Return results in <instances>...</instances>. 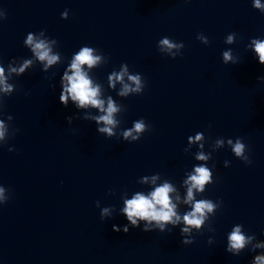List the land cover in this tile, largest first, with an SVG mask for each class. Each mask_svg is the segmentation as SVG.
<instances>
[{
    "label": "water",
    "instance_id": "obj_1",
    "mask_svg": "<svg viewBox=\"0 0 264 264\" xmlns=\"http://www.w3.org/2000/svg\"><path fill=\"white\" fill-rule=\"evenodd\" d=\"M253 5L0 0V67L13 85L10 93L0 90V187L7 201H0V264H256L264 256L257 247L264 244V65L252 44L264 40V13ZM29 33L57 41L50 47L59 60L47 70L26 44ZM165 37L184 48H162ZM84 46L102 59L82 70L99 85L105 109L109 98L119 109L111 137L98 131L105 126L94 119L105 114L98 108L59 100L64 74H72V57ZM227 51L233 59L225 63ZM25 60L31 64L23 72H9V65L19 68ZM125 66L127 75L112 87L109 77ZM129 75H139L144 88L121 96L124 84L136 87ZM140 119L150 130L133 133L139 140L125 139L124 131ZM197 133L201 141L190 143ZM238 138L251 164L232 151L228 141ZM201 152L209 158L197 160ZM201 164L212 171L213 183L194 190L193 203L210 199L216 207L182 234V217L192 210L184 203L185 181ZM164 182L175 189L170 199L180 223L163 233L154 224L143 232L146 221L131 228L124 201ZM237 226L251 238L238 255L227 250Z\"/></svg>",
    "mask_w": 264,
    "mask_h": 264
},
{
    "label": "clouds",
    "instance_id": "obj_2",
    "mask_svg": "<svg viewBox=\"0 0 264 264\" xmlns=\"http://www.w3.org/2000/svg\"><path fill=\"white\" fill-rule=\"evenodd\" d=\"M254 8L260 9L262 13H264V5H261L260 0H254ZM62 13L63 15H66ZM33 33H29L27 36L26 44L31 46L33 53L35 56L42 62L46 61L45 70H47L48 66L55 64L59 60V54L53 53L51 44H55L56 40H51L49 43L44 39H34ZM235 37V34H230L228 36L227 42L231 43ZM198 39H202L205 43H207V38L203 35H199ZM252 44L255 47V51L259 56V62L264 65V40L262 39H253ZM160 45L162 48H166L169 51L172 49H181L184 48L183 43L177 44L176 42L171 41L169 38L165 37L160 41ZM96 49L84 46L75 53L71 60V66L69 71H71V75H68L67 72L64 74L63 80L65 81L63 86V91L60 94L59 100L60 103L64 106H67L69 97L71 98L73 103H76L79 108H84L86 106H91L93 108H98L100 112L105 113L104 115L96 116L94 119L97 124L103 123L105 126L98 128V131L101 133H106L108 136H113V128L116 125V121L113 119V114L116 113L119 109L114 104L111 98L108 99L107 108L104 107V101L99 99L100 88L99 85L93 86L92 80L88 77L87 73L82 70L84 65H87L88 68L97 65L101 59V55H94L93 53ZM176 53H173V58L175 59ZM224 62L227 63L232 61L233 57L230 51L223 53ZM31 64L30 60H25L19 68L12 67L9 65L10 73H21L24 71L26 67ZM127 75L126 66L119 73H113L109 77V83L112 87H115V82H122L123 77ZM264 79V77H261ZM128 80L134 84L135 88H130L129 84L123 85V91L120 92L121 96L127 95L129 92H141L144 88V85L141 84V78L139 75H129ZM13 85L7 84L4 69L0 67V90L5 93H10L12 91ZM8 119H12L11 116ZM71 117L68 118L69 123H71ZM4 123L0 122V139H2L5 135L4 131ZM150 126L146 124L143 119L137 120L134 122V126L131 129L125 130L123 136L125 139L131 137L133 140H139V135H133V133H141L144 131H149ZM202 133H197L194 140H191L190 143H197L201 141ZM219 143H223L222 141H218ZM230 145H232V151L238 158H242L246 164H251L249 157L244 155L245 153V144L241 142V139H237L233 144L231 140L228 141ZM203 147V145H201ZM13 149H9L12 151ZM209 157H207L203 152L198 153L196 159L199 161H205ZM225 166H228V162H225ZM212 177V171L205 164L198 165L194 168V174L189 175L188 179L185 181L188 186L187 189V199L184 201L185 204H192V210L183 215V223L185 227L180 229L182 234L190 233L193 227L198 228L204 221V213L211 212L216 204L210 199H201L197 200L193 203V193L194 190L196 192H204L205 185L210 183ZM157 177L152 178V182L155 183ZM147 183V178L144 180ZM175 189L173 186L164 182L162 185L155 187V189L150 192L148 195H144L143 193H136L131 199L125 200V207L123 209V213L125 214L127 221L131 225V228H138L140 225L138 221H146V225L143 227V232H151L153 231L152 225H155V228H158L161 233L166 231V225L172 224L175 226L180 223L181 216L177 215L176 205L172 203L170 199V194L173 193ZM177 200L179 197H176ZM0 201L7 202L4 197V188L0 187ZM222 203V202H221ZM108 209H104L102 215H108ZM114 232H119V229L116 226H113ZM123 232L127 234L129 232L128 225H125L123 228ZM251 238H248L250 240ZM229 246L228 251H232L233 254L238 255L239 250L245 247V244L248 242L246 237L241 232V226H237L233 229V231L229 234L228 237ZM210 242V241H209ZM194 243L193 239H182V244L191 245ZM257 247H264V244L257 245ZM256 264H264V256L256 257Z\"/></svg>",
    "mask_w": 264,
    "mask_h": 264
}]
</instances>
